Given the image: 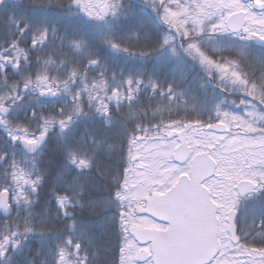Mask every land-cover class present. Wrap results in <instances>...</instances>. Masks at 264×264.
I'll return each mask as SVG.
<instances>
[{
	"label": "snow or ice",
	"instance_id": "obj_1",
	"mask_svg": "<svg viewBox=\"0 0 264 264\" xmlns=\"http://www.w3.org/2000/svg\"><path fill=\"white\" fill-rule=\"evenodd\" d=\"M0 264H264V0H0Z\"/></svg>",
	"mask_w": 264,
	"mask_h": 264
},
{
	"label": "trees",
	"instance_id": "obj_2",
	"mask_svg": "<svg viewBox=\"0 0 264 264\" xmlns=\"http://www.w3.org/2000/svg\"><path fill=\"white\" fill-rule=\"evenodd\" d=\"M25 3H28L29 0H24ZM118 65L120 64L119 61L116 62ZM83 128V126H82ZM55 139H53V143L49 146V149L46 151L45 156H44V163L47 164L49 160H52L53 162L55 161L58 153L54 150L55 148ZM115 237L113 236L111 238V246L108 249V252L104 253V258L105 259H111L112 256L115 255ZM252 246H259V245H252Z\"/></svg>",
	"mask_w": 264,
	"mask_h": 264
}]
</instances>
